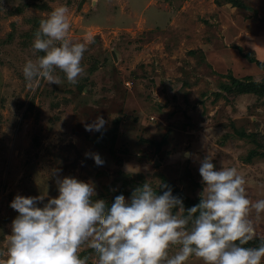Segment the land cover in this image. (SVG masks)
<instances>
[{
    "label": "rangeland",
    "instance_id": "1",
    "mask_svg": "<svg viewBox=\"0 0 264 264\" xmlns=\"http://www.w3.org/2000/svg\"><path fill=\"white\" fill-rule=\"evenodd\" d=\"M61 5L68 39L93 38L84 73L76 84L59 69V85L28 82L25 62L43 55L31 48L39 22ZM250 56L264 62V0H0V251L14 197L47 193L42 207L65 176L109 205L145 181L158 194L171 183L187 209L200 201L209 155L216 169L238 170L251 201L264 199V65ZM250 82L259 89L242 91ZM98 119L103 137L84 127ZM249 218L264 241V213ZM80 256L96 264L89 249Z\"/></svg>",
    "mask_w": 264,
    "mask_h": 264
},
{
    "label": "clouds",
    "instance_id": "2",
    "mask_svg": "<svg viewBox=\"0 0 264 264\" xmlns=\"http://www.w3.org/2000/svg\"><path fill=\"white\" fill-rule=\"evenodd\" d=\"M69 9L55 7L41 19L31 48L35 61L25 62L26 81L46 80L60 84L53 73L59 69L76 84L84 73L81 63L91 36L84 42L68 39ZM85 130L104 136L107 122L98 119ZM102 142V141H101ZM99 169L107 167L99 155L88 156ZM203 191L199 203L185 208L183 199L160 182L158 194L145 181L129 199L123 194L109 204L94 203L98 193L75 177L56 180L58 195L17 194L10 207L17 211L0 251V264H88L80 253L89 249L96 264H187L195 256L203 264H262L264 241L245 246L256 236L251 210L264 213V199L251 201L245 179L235 167L216 169L213 157L200 161ZM53 175H56L54 172ZM175 248V251L172 250Z\"/></svg>",
    "mask_w": 264,
    "mask_h": 264
},
{
    "label": "trees",
    "instance_id": "3",
    "mask_svg": "<svg viewBox=\"0 0 264 264\" xmlns=\"http://www.w3.org/2000/svg\"><path fill=\"white\" fill-rule=\"evenodd\" d=\"M249 59L252 62L257 61V59H255L254 56H250ZM257 63L261 66L264 65V62H262V61H257ZM239 86H240L242 91H257L259 89V85L256 82H250L247 84L241 83ZM169 185L173 188V191L175 193L181 195L182 199L187 200L186 196L183 194L182 191H180L178 189V187H176L175 185H173L171 183ZM191 202H193V201L191 200ZM261 241H263V240L260 238H253V240L249 241L248 244H246L245 246L256 247L260 244Z\"/></svg>",
    "mask_w": 264,
    "mask_h": 264
}]
</instances>
